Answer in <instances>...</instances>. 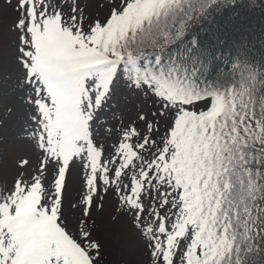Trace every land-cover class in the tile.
Returning <instances> with one entry per match:
<instances>
[{
	"label": "snow or ice",
	"instance_id": "obj_1",
	"mask_svg": "<svg viewBox=\"0 0 264 264\" xmlns=\"http://www.w3.org/2000/svg\"><path fill=\"white\" fill-rule=\"evenodd\" d=\"M0 264H264V0H0Z\"/></svg>",
	"mask_w": 264,
	"mask_h": 264
},
{
	"label": "rangeland",
	"instance_id": "obj_2",
	"mask_svg": "<svg viewBox=\"0 0 264 264\" xmlns=\"http://www.w3.org/2000/svg\"><path fill=\"white\" fill-rule=\"evenodd\" d=\"M69 191L71 193V198L73 200H77L79 198V193H80V183H79V178L78 177H71L69 181ZM110 204L105 206V211L103 213V221L106 222L108 213L110 212Z\"/></svg>",
	"mask_w": 264,
	"mask_h": 264
},
{
	"label": "trees",
	"instance_id": "obj_3",
	"mask_svg": "<svg viewBox=\"0 0 264 264\" xmlns=\"http://www.w3.org/2000/svg\"><path fill=\"white\" fill-rule=\"evenodd\" d=\"M259 23V21H257Z\"/></svg>",
	"mask_w": 264,
	"mask_h": 264
}]
</instances>
